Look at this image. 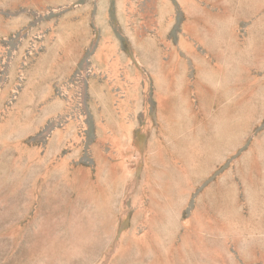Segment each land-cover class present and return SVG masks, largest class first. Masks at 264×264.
<instances>
[{"label":"rangeland","instance_id":"1","mask_svg":"<svg viewBox=\"0 0 264 264\" xmlns=\"http://www.w3.org/2000/svg\"><path fill=\"white\" fill-rule=\"evenodd\" d=\"M0 264H264V0H0Z\"/></svg>","mask_w":264,"mask_h":264}]
</instances>
